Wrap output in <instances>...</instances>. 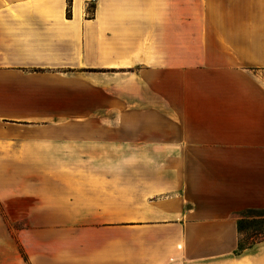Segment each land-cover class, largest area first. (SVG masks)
I'll return each instance as SVG.
<instances>
[{"label": "crops", "instance_id": "crops-1", "mask_svg": "<svg viewBox=\"0 0 264 264\" xmlns=\"http://www.w3.org/2000/svg\"><path fill=\"white\" fill-rule=\"evenodd\" d=\"M81 2L0 0V264H264V0Z\"/></svg>", "mask_w": 264, "mask_h": 264}, {"label": "rangeland", "instance_id": "rangeland-1", "mask_svg": "<svg viewBox=\"0 0 264 264\" xmlns=\"http://www.w3.org/2000/svg\"><path fill=\"white\" fill-rule=\"evenodd\" d=\"M199 0H188L189 3L197 2ZM81 4H83L81 2ZM84 5V16H93L95 5ZM69 11V5L67 6V16ZM239 222V221H238ZM242 234L240 240L245 245V241L252 231L257 230L261 234L253 237L254 240H258L264 237V222L257 219H245L241 222ZM31 227L27 225L25 220H10L4 215V211L0 204V242H6L1 245L0 256L9 254L10 251L18 252L22 257L35 261L41 257H52V233L45 232H25Z\"/></svg>", "mask_w": 264, "mask_h": 264}, {"label": "trees", "instance_id": "trees-1", "mask_svg": "<svg viewBox=\"0 0 264 264\" xmlns=\"http://www.w3.org/2000/svg\"><path fill=\"white\" fill-rule=\"evenodd\" d=\"M67 2H68V5H69L70 0H67ZM90 71L92 72V71H94V70H90ZM244 220H245V219H240L239 222L237 223L239 234H242L243 229H242V226H241V222L244 221ZM257 220L264 222V219H257ZM260 234H261V233H260L259 231H257V230L252 231V233L248 235V237H247V239H246V241H245V245H243V244H242V241L239 240L238 248H237L238 251H239V252H240V251H243V250H245V249L250 248V247L253 246L255 243H259V242H261V241H264V237H262V238H260V239H258V240H254V239H253V237H256L257 235H260Z\"/></svg>", "mask_w": 264, "mask_h": 264}, {"label": "built area", "instance_id": "built-area-1", "mask_svg": "<svg viewBox=\"0 0 264 264\" xmlns=\"http://www.w3.org/2000/svg\"><path fill=\"white\" fill-rule=\"evenodd\" d=\"M82 3L85 5H95L97 3V0H82Z\"/></svg>", "mask_w": 264, "mask_h": 264}]
</instances>
